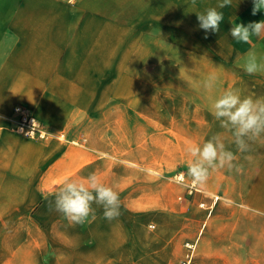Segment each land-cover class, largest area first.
<instances>
[{
  "label": "crops",
  "instance_id": "crops-1",
  "mask_svg": "<svg viewBox=\"0 0 264 264\" xmlns=\"http://www.w3.org/2000/svg\"><path fill=\"white\" fill-rule=\"evenodd\" d=\"M219 2L0 0V206H23L72 264H182L186 243L187 264H264V137L240 153L210 110L227 90L264 98V71L243 68L249 51L264 62V36L244 44L229 34L264 10L232 0L218 9L220 31L206 34L197 13ZM17 106L49 137L17 133ZM214 136L243 170L212 171L185 197L173 176L190 180L186 148ZM93 172L120 194L118 218L93 205L96 219L74 225L49 211L64 182ZM200 201L213 203L209 214Z\"/></svg>",
  "mask_w": 264,
  "mask_h": 264
},
{
  "label": "clouds",
  "instance_id": "clouds-1",
  "mask_svg": "<svg viewBox=\"0 0 264 264\" xmlns=\"http://www.w3.org/2000/svg\"><path fill=\"white\" fill-rule=\"evenodd\" d=\"M190 3L195 7L197 0H190ZM252 3L253 16L264 10V0H252ZM231 4L232 0H220L216 7L197 13L198 28L206 34L219 32L224 14L218 9L229 7ZM229 34L237 42L250 44L252 37L264 36V20L247 24L234 21ZM243 68L247 74L253 75L264 71V62H259L255 52L249 51L245 56ZM209 80L216 81L217 77L210 75ZM210 110L212 116L221 121L222 128L232 131L233 143L238 152H248L250 142L264 137V98H242L237 91L227 90L214 101ZM186 151L196 158L187 164L186 173V177L190 178L193 186L205 185L210 173L218 169L237 173L243 170L242 166L236 163L238 157L231 150H226L218 136L208 139L202 145L189 144ZM51 195L53 199L48 201L49 211L62 214L69 223L74 225L91 223L96 219V209L93 205L101 207L104 218L109 221L121 215L120 194L114 187L103 183L95 172L86 177V183L66 181ZM45 199L47 200L48 197Z\"/></svg>",
  "mask_w": 264,
  "mask_h": 264
},
{
  "label": "rangeland",
  "instance_id": "rangeland-1",
  "mask_svg": "<svg viewBox=\"0 0 264 264\" xmlns=\"http://www.w3.org/2000/svg\"><path fill=\"white\" fill-rule=\"evenodd\" d=\"M23 217V206H0V264H72L70 248L61 251L55 232H39L46 225Z\"/></svg>",
  "mask_w": 264,
  "mask_h": 264
},
{
  "label": "built area",
  "instance_id": "built-area-1",
  "mask_svg": "<svg viewBox=\"0 0 264 264\" xmlns=\"http://www.w3.org/2000/svg\"><path fill=\"white\" fill-rule=\"evenodd\" d=\"M15 111L18 115V120L15 124L14 130L31 139H46L49 137V133L44 128L43 124L32 115L28 109L22 106H17ZM178 182L184 184V194L183 196L191 198L196 193H201L202 190L200 186H193L191 184V180H185L182 173H175L173 176ZM216 198L214 197L213 201ZM200 208H204L207 210V214L212 210L213 203L210 205H205L202 201L198 203ZM187 252L185 254L184 260H182V264H187L191 260L195 245L194 243H186Z\"/></svg>",
  "mask_w": 264,
  "mask_h": 264
}]
</instances>
